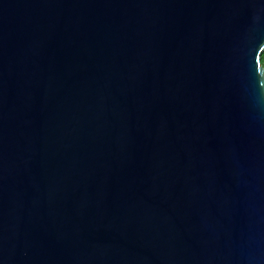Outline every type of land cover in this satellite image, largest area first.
<instances>
[{
  "label": "water",
  "instance_id": "water-1",
  "mask_svg": "<svg viewBox=\"0 0 264 264\" xmlns=\"http://www.w3.org/2000/svg\"><path fill=\"white\" fill-rule=\"evenodd\" d=\"M264 0H0V264H264Z\"/></svg>",
  "mask_w": 264,
  "mask_h": 264
},
{
  "label": "trees",
  "instance_id": "trees-1",
  "mask_svg": "<svg viewBox=\"0 0 264 264\" xmlns=\"http://www.w3.org/2000/svg\"><path fill=\"white\" fill-rule=\"evenodd\" d=\"M260 63L264 67V52L261 54Z\"/></svg>",
  "mask_w": 264,
  "mask_h": 264
}]
</instances>
